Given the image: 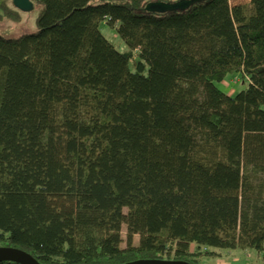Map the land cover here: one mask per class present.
<instances>
[{
    "label": "trees",
    "instance_id": "16d2710c",
    "mask_svg": "<svg viewBox=\"0 0 264 264\" xmlns=\"http://www.w3.org/2000/svg\"><path fill=\"white\" fill-rule=\"evenodd\" d=\"M30 1L35 31L0 34V247L41 264H197L207 248L264 264V0ZM19 18L0 0V20ZM231 73L233 96L215 84Z\"/></svg>",
    "mask_w": 264,
    "mask_h": 264
},
{
    "label": "rangeland",
    "instance_id": "374dc122",
    "mask_svg": "<svg viewBox=\"0 0 264 264\" xmlns=\"http://www.w3.org/2000/svg\"><path fill=\"white\" fill-rule=\"evenodd\" d=\"M231 4H241L250 5V0H230ZM160 2H165L161 0ZM151 2H146L143 6V10L151 11L148 8V4ZM16 10V9H15ZM39 8L33 6L29 11H19V19H4L0 20V34L7 38H16L23 33H28L35 31L36 25L35 20L38 15ZM100 30L102 35L119 51L124 52L127 50V46L124 41L118 36L115 31L114 26H108L106 24H101ZM132 69V64L130 66ZM216 86L221 89L227 95H235L244 86L243 82L240 80V76L234 73L228 74L224 81L215 83ZM123 239L122 246L125 245L124 240L126 236V226H122L121 231ZM139 235H135L133 238V244L138 243ZM201 255H197V264H263L257 255L249 250H222L217 251L214 248H207L205 250H199ZM199 256V257H198Z\"/></svg>",
    "mask_w": 264,
    "mask_h": 264
},
{
    "label": "water",
    "instance_id": "95a60500",
    "mask_svg": "<svg viewBox=\"0 0 264 264\" xmlns=\"http://www.w3.org/2000/svg\"><path fill=\"white\" fill-rule=\"evenodd\" d=\"M204 0H179L174 3L166 2H151L148 4V8L157 14H164L165 12L179 11L193 4L203 2ZM12 5L19 11H29L33 7V3L30 0H12ZM14 262L18 264H41L29 253L15 248V247H0V262ZM127 264H191L184 261L172 260H137Z\"/></svg>",
    "mask_w": 264,
    "mask_h": 264
}]
</instances>
